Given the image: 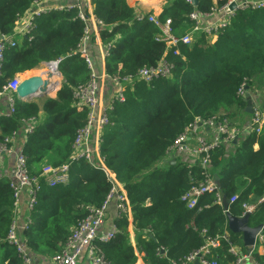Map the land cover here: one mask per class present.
Returning a JSON list of instances; mask_svg holds the SVG:
<instances>
[{"label":"trees","instance_id":"16d2710c","mask_svg":"<svg viewBox=\"0 0 264 264\" xmlns=\"http://www.w3.org/2000/svg\"><path fill=\"white\" fill-rule=\"evenodd\" d=\"M166 1L159 16L172 19L176 35L193 27L188 17L192 10L204 13L213 5V0H198L197 7L184 0ZM32 2L0 0V31L12 32L17 15L27 11ZM91 2L94 14L104 23L101 41L114 43L105 58L106 72L135 76L127 85L125 101H115L109 110L111 123L102 134L105 165L124 185L132 207L131 220L127 215L115 220V237L99 242L107 259L111 264H136L138 251L144 252L146 264H173L198 249L206 235L228 233V239L221 237L220 246L214 249L220 264H233L237 259L231 246L264 264L258 249L251 252L242 234L229 229L227 211L213 192L201 195L192 208L182 200L184 193L204 178L200 158L184 155L174 163L166 159L167 147L197 116L220 115L239 124L246 121L247 99L237 91L245 78L252 94L261 87L256 82L264 81V7L237 11L213 43L196 33L195 41L180 43L175 54L176 49L168 51L165 42L157 39L160 30L155 23L137 19L127 0ZM78 13V8L42 13L35 19L32 38L24 36L4 51L0 88L17 73L27 71L23 74L27 75L43 62L62 57V84L58 89L57 83L56 96L46 97L42 107L35 99L17 98L15 111L5 115L8 97L0 100V142L15 130L25 136L23 151L34 175H40L45 163L69 161L77 130L87 120L88 109L79 107L73 98V90L87 81L91 72L78 51L86 27ZM165 52L174 62L170 76L149 83L136 77L141 67L155 65ZM108 81L112 86V80ZM259 98L264 106V95ZM30 117L40 120L26 134ZM238 138V142L224 143L212 151L210 171L223 197L238 195L229 212L242 216L243 202H255L264 195V128ZM40 183L37 203L30 211L32 221L24 231L34 261L59 252L77 222L88 214L86 207L102 205L113 185L104 168L85 159L70 164L67 183L50 186L43 178ZM13 202L9 177H0V264H23L16 248L6 240L14 218ZM249 224H264V202L250 214ZM262 234L264 237V229Z\"/></svg>","mask_w":264,"mask_h":264},{"label":"built area","instance_id":"2783aa9c","mask_svg":"<svg viewBox=\"0 0 264 264\" xmlns=\"http://www.w3.org/2000/svg\"><path fill=\"white\" fill-rule=\"evenodd\" d=\"M91 1L74 0L64 3L63 0H33L31 7L27 11L17 15L15 29L12 32L3 33L0 31L1 70L5 49L16 46L24 36L29 37V40L32 38L31 31L37 16L53 9L70 10L78 8L79 17L86 22L84 36L78 45V51L85 57L91 71L88 80L80 83L73 90L74 100L79 107L88 109V116L86 123L77 130L69 161L61 165L45 163L42 165L40 175H34L31 173L28 164V156L23 151L24 141L19 143L22 135L18 130L13 131L0 142V159L5 156H14L15 158V168L11 177H9L10 186L14 193V218L6 240L16 248L23 264H35L28 247V237L24 234V231L29 228L32 221L30 211L37 203L38 193L41 189L40 179L43 178L50 186L67 183L70 177V164L74 161L85 159L96 166L104 168L113 185L102 205H89L86 207L88 214L77 222L63 244L62 249L53 255V264H82L84 258L88 259L90 264H111L99 243L107 242L115 237L118 230L117 225L114 223L109 231H101L110 201L113 198L115 199L118 217L127 215L129 220L132 217V207L127 191L124 185L116 178V175L106 167L104 157L101 154V144L103 142V130L111 123L109 110L113 107L115 101H125L127 85L134 80L135 76L132 74L111 76L105 69L101 72L96 69L95 61L88 48L89 43L93 41L94 44L97 43V40L100 41L104 47L105 58L109 55L114 43L108 42L104 44L101 41L100 28L104 26V23L94 14ZM142 1L134 0V5H132L136 10L137 19L143 20L147 18L149 21L154 22L160 30L157 39L165 42L168 51L170 48L176 49L174 51L175 54L179 53L177 47L180 43L192 44L195 41L196 33L204 34L209 43L214 42L215 38L229 24L237 11L264 7V0H224L223 3H220L219 0H213V5L209 11L200 13L197 8L192 10L188 17L194 23L193 27L183 35H176L173 30L172 19L166 18L162 20L155 8L149 11L138 9V7L142 6ZM161 1L163 4L167 3L166 0ZM184 1L197 7L193 0ZM233 4L234 6H232ZM61 60L62 57L43 62L36 69V71H41L40 74L23 75V73H17L8 84L0 88V100L5 95L8 97L9 109L4 114L10 115L15 111L16 99H20L17 88L26 78L36 74L41 76L45 82L47 81L48 73H58L61 76V79L58 80L59 88L63 79L59 68ZM173 68L174 62L168 58V52H165L155 65L141 67L136 77L149 83L157 78L170 76ZM109 79L113 82L114 90L109 99H104L103 88ZM237 94L241 97L255 95L258 98L255 102L253 101V112L248 123L244 125L232 123L228 117H221L220 115H213L207 118L197 116L166 149L167 160L184 155L200 158L204 178L198 184L193 185L182 196V200L190 208L196 206L199 197L206 192H213L216 200L220 203L223 202L224 197L221 189L210 171L212 151L224 143L234 141L241 134L254 131L260 133L264 128V106L261 103L259 94L251 93L247 78L240 84ZM26 123L25 132L27 134L33 131L38 123V118L30 117ZM206 132L210 133L209 136L205 135ZM193 140L195 141L193 142ZM188 166H192V163H189ZM24 197H26L25 202ZM237 197L238 195L232 196L229 199L230 203L237 200ZM263 202L264 195L255 202H243V215L246 213L252 214L256 211L258 205ZM23 203L26 206V212L22 210ZM203 232L206 234L207 230L203 229ZM221 237L228 239V233L222 236L206 235L205 242L198 249L179 260L173 261V264H193L196 261H199L200 264H220L218 259L214 258V249L220 246ZM263 238V234L258 236L257 242L251 248V252L255 249L264 248L262 244ZM230 252L237 256L233 264H240L243 256L238 252V248L231 246ZM142 255H144L143 252ZM261 255L264 257V249ZM254 264H260V262L254 259Z\"/></svg>","mask_w":264,"mask_h":264},{"label":"crops","instance_id":"0c3cea01","mask_svg":"<svg viewBox=\"0 0 264 264\" xmlns=\"http://www.w3.org/2000/svg\"><path fill=\"white\" fill-rule=\"evenodd\" d=\"M71 1H74V0H63L64 3H68V2H71ZM159 1H161V0H159ZM128 2L130 4V6L134 5V0H128ZM164 5L165 4H163V2L161 4H158V2H156L155 0H147V2H146V0H143V5H142L141 9L149 11V10H152L153 8H155L157 14H160L162 12V10H163ZM88 48H89L91 56L93 57V59L95 61L96 69L99 72L103 71V69H105V56H104V53H103L104 52L103 44L100 43V41L97 40V43H94V44H92V42L89 43ZM35 71H36V69H35ZM25 72H27V71H25ZM25 72H23V74ZM37 73H39V72H37ZM56 83H58V82H56ZM113 90H114L113 89V85L110 86L109 85V81L107 80L106 83L104 84V88H103L104 99L105 98L109 99L111 97V95H112ZM55 92H56V90L53 91L52 93L54 94ZM255 93L259 94L258 91L257 92L255 91ZM34 99L42 107L44 100L39 101L41 98H37V99L34 98ZM252 99L255 102L258 98H257V96L254 95V96H252ZM250 119H251V113H249V115L247 116L246 121L243 122V123H240V124L244 125V124L248 123L250 121ZM39 120L40 119L38 118V121ZM209 134L210 133H208V132L205 133L206 136H209ZM244 135L245 134H241L240 136L243 137ZM24 139H25V137L22 135V137H20L19 143L24 141ZM238 140H239V138H237L236 142H238ZM194 141L195 140H193V142ZM236 142L234 141V143H236ZM258 147H259V145L256 144L255 145V149H258ZM14 168H15V158H14V156H5L4 158L0 159V177H4V178L11 177V175H12V173L14 171ZM25 198L26 197H24V202H25ZM22 210H23V212H26V206H25L24 203L22 205ZM118 216L119 215H118V209H117V206H116V201L113 198L110 201V203H109V206H108V209H107V213H106V216L104 218V222H103L102 227H101V231H103V232L109 231L112 228V226L114 225L115 220L118 218ZM130 231H131L130 232L131 233V237H132V239H134L133 230L130 229ZM237 248H238V252L241 253L242 249L240 247H237ZM263 249L259 248L258 252L260 254H262ZM137 254H138V260H137L136 264H146L145 261H144V255H142V252H138L137 251ZM241 255L243 257H242V260H241L240 264H254V259H253V257L251 255L245 254V253L241 254ZM52 257L53 256L39 257L38 259L35 260V264H53ZM82 264H90V263H89L88 259L84 258L82 260ZM193 264H200V263L198 261H196Z\"/></svg>","mask_w":264,"mask_h":264},{"label":"water","instance_id":"95a60500","mask_svg":"<svg viewBox=\"0 0 264 264\" xmlns=\"http://www.w3.org/2000/svg\"><path fill=\"white\" fill-rule=\"evenodd\" d=\"M194 4H198V0H193ZM234 6V4L232 5ZM60 88V87H59ZM17 93L20 95L22 100H32L34 98H44L51 94L50 87L47 81L44 82L41 76L33 75L29 78L24 79L17 88ZM247 107L246 111L249 113L253 112L252 104L253 99L251 95L246 97ZM237 139L234 141L236 142ZM171 162H176V157H172ZM230 201L227 197L223 198V206L227 211L228 227L233 232H238L242 234L243 242L246 246L252 248V246L257 242L258 236L262 234L264 224L251 226L249 224L250 214L246 213L242 216H235L229 212ZM164 253V250H162ZM199 262V261H198Z\"/></svg>","mask_w":264,"mask_h":264},{"label":"bare ground","instance_id":"6f19581e","mask_svg":"<svg viewBox=\"0 0 264 264\" xmlns=\"http://www.w3.org/2000/svg\"><path fill=\"white\" fill-rule=\"evenodd\" d=\"M38 72H41V71L39 70ZM33 73H36L35 70H32V72L28 73L27 75H30ZM36 74H40V73H36ZM59 79H61V76L58 73H52V72L48 73L46 80H47V84L50 87L51 93L55 91L56 86H57L56 82H58Z\"/></svg>","mask_w":264,"mask_h":264},{"label":"rangeland","instance_id":"374dc122","mask_svg":"<svg viewBox=\"0 0 264 264\" xmlns=\"http://www.w3.org/2000/svg\"><path fill=\"white\" fill-rule=\"evenodd\" d=\"M156 2H158V4H161L162 2L161 1H159V0H155ZM146 2H147V0H146ZM154 3V2H153ZM148 4V3H147ZM142 5H143V1H142ZM141 7L142 6H140V7H138V9H141ZM142 10H144V9H142ZM147 11V10H146ZM35 70V69H34ZM36 73L38 72V71H35ZM40 73V72H39ZM36 75V74H35ZM62 81H63V79H62ZM62 83V82H61ZM257 84L258 83H260L261 84V87L259 88V89H255V91L257 92H259V94H260V96H262V95H264V81L263 82H256ZM61 86V85H60ZM59 89V88H58ZM56 93H57V90H56V92L53 94V93H51L50 95H48V96H46V97H55L56 96ZM46 97H44V98H41L39 101H41V100H44ZM37 99V98H36ZM246 119H247V117H246Z\"/></svg>","mask_w":264,"mask_h":264}]
</instances>
